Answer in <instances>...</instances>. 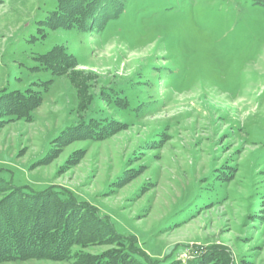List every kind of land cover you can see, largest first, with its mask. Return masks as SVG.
Instances as JSON below:
<instances>
[{"label": "rangeland", "instance_id": "374dc122", "mask_svg": "<svg viewBox=\"0 0 264 264\" xmlns=\"http://www.w3.org/2000/svg\"><path fill=\"white\" fill-rule=\"evenodd\" d=\"M79 2L0 0V95L40 98L30 120L0 108V173L72 191L158 264H264V0ZM101 232L0 264L116 258Z\"/></svg>", "mask_w": 264, "mask_h": 264}, {"label": "trees", "instance_id": "16d2710c", "mask_svg": "<svg viewBox=\"0 0 264 264\" xmlns=\"http://www.w3.org/2000/svg\"><path fill=\"white\" fill-rule=\"evenodd\" d=\"M79 4L81 11L78 10L77 14L86 16L90 15V11L94 13L99 5L106 6L107 2L80 0ZM121 8L116 5L114 16L110 15L107 19L116 18ZM44 57L37 58L39 63L34 68L50 66L43 60ZM51 81L42 82L47 84ZM39 100L38 96L34 98L27 90L4 91L0 95V108H3L2 116H6V119L1 120H30ZM111 126L107 119L92 116L84 119L82 128L88 135L97 137L107 133ZM104 228L116 233L121 245L126 241L128 245L121 246L116 258L99 254L92 257L90 264H114V258L116 264H158L138 253L130 236L119 234L111 219L100 214L96 206L80 200L72 191L55 185L39 189L14 185L0 173V261L29 257L65 259L74 244L83 242L86 237L102 234Z\"/></svg>", "mask_w": 264, "mask_h": 264}]
</instances>
